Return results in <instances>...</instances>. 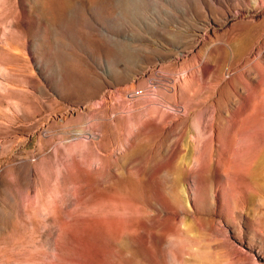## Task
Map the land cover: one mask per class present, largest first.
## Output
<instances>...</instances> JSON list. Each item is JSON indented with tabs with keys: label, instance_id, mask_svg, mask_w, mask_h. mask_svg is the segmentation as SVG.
<instances>
[{
	"label": "rangeland",
	"instance_id": "obj_1",
	"mask_svg": "<svg viewBox=\"0 0 264 264\" xmlns=\"http://www.w3.org/2000/svg\"><path fill=\"white\" fill-rule=\"evenodd\" d=\"M0 264H264V0H0Z\"/></svg>",
	"mask_w": 264,
	"mask_h": 264
}]
</instances>
